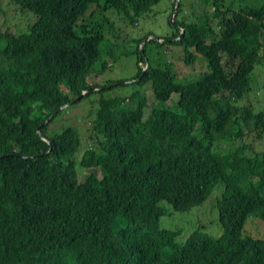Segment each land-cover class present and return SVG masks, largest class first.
<instances>
[{"label":"trees","instance_id":"obj_1","mask_svg":"<svg viewBox=\"0 0 264 264\" xmlns=\"http://www.w3.org/2000/svg\"><path fill=\"white\" fill-rule=\"evenodd\" d=\"M159 1L10 0L33 19L0 26V264H264V235L243 233L251 214L264 221V86L249 97L264 69V0H198L194 20L178 19L179 1L162 42L188 65L202 57L206 71L179 81L151 65L147 32L124 51L138 66L125 80L149 84L152 100L105 97L114 85L94 78L111 64L96 65L100 43L118 44L117 19L134 26ZM93 92L84 135L47 136L63 106ZM216 186L220 235L198 225L179 239L159 226L167 205L188 211Z\"/></svg>","mask_w":264,"mask_h":264},{"label":"rangeland","instance_id":"obj_2","mask_svg":"<svg viewBox=\"0 0 264 264\" xmlns=\"http://www.w3.org/2000/svg\"><path fill=\"white\" fill-rule=\"evenodd\" d=\"M173 0H160L157 4L153 5L151 10L146 14H143L138 18L137 23L132 26L128 25L126 28L123 23L112 15L113 20L117 19L118 24L122 27L117 29V43L113 39H108L107 35L100 43L101 55L96 65H99L100 61L111 60V64L106 67L105 71L98 77H94L98 82L109 81L114 86L104 91L105 97L113 96H127L136 90H143L151 101L153 94L149 84L140 88L137 85L130 84L129 79L137 72L136 54L124 53L126 48H134L136 43L135 39L139 38L147 32H152L150 38L153 37V41L147 42L146 58L151 65H159L161 67H167L171 69L174 77L179 81H187L198 78L204 71H206L205 60L199 57L198 60L191 65H188L182 59V49L172 43H163L167 35L172 34L174 26L170 22L171 9ZM0 6L3 10V14L0 20V26L2 30L8 29L10 32H16V30H24L26 26L32 21L33 14L31 12H23L17 7H14L10 0H0ZM201 4L198 0H180V7L183 12L178 16V19L185 14L191 19H196V9L199 10ZM116 29V28H115ZM147 37L145 40H148ZM144 40V41H145ZM123 41V42H122ZM143 41V42H144ZM122 42V43H121ZM140 44V46L143 44ZM111 50L114 58H112L108 51ZM109 60V61H110ZM172 64H171V63ZM147 62L145 63V65ZM173 65V67H172ZM255 88L249 93V97L258 96L260 93L259 88L264 86V69L258 66L253 73ZM100 93L93 92L88 96L79 99L78 102L64 106L57 116L51 121L45 133L48 137L53 136L62 131L67 126H72L78 131L84 132L85 125L89 123L90 118H87L88 113L97 111L98 99ZM177 99V94L171 95V102ZM170 103V101H169ZM130 108L136 106L135 99L129 104ZM85 141L81 139V144L76 151L75 156L81 155L84 151ZM81 173V172H80ZM222 187L216 186L212 194L199 206H195L188 211H175L167 205V212L160 218L159 226L167 229H180L182 235L189 233L192 229L201 225V229L209 235L218 236L222 233L221 226L218 221V212L216 207V199L221 196ZM245 235L252 237H262L264 235V221L258 218L256 215L251 214L243 229Z\"/></svg>","mask_w":264,"mask_h":264},{"label":"water","instance_id":"obj_3","mask_svg":"<svg viewBox=\"0 0 264 264\" xmlns=\"http://www.w3.org/2000/svg\"><path fill=\"white\" fill-rule=\"evenodd\" d=\"M178 5H179V0H176L175 5H174V10H173V13H172L171 18H170L171 22H173V18H174V16H175L176 13H177ZM143 72H144V71H143ZM80 97H81V96H79L77 99H79ZM74 101H75V100H74ZM63 107H64V106H63Z\"/></svg>","mask_w":264,"mask_h":264},{"label":"clouds","instance_id":"obj_4","mask_svg":"<svg viewBox=\"0 0 264 264\" xmlns=\"http://www.w3.org/2000/svg\"><path fill=\"white\" fill-rule=\"evenodd\" d=\"M180 1V0H179ZM176 2V1H175ZM174 10V9H173ZM172 13H173V11H172ZM177 14V13H176ZM172 15V14H171ZM175 17V16H174ZM173 20H174V18H173ZM171 21V20H170ZM149 38V37H148Z\"/></svg>","mask_w":264,"mask_h":264}]
</instances>
